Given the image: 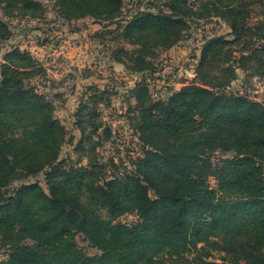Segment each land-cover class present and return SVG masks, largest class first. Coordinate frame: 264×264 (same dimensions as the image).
I'll list each match as a JSON object with an SVG mask.
<instances>
[{"label":"trees","instance_id":"1","mask_svg":"<svg viewBox=\"0 0 264 264\" xmlns=\"http://www.w3.org/2000/svg\"><path fill=\"white\" fill-rule=\"evenodd\" d=\"M54 1L64 21L97 23L120 21L125 2ZM198 1L195 10L188 0H167L118 26L117 39L134 49L122 45L112 60L143 74L130 91L142 150L131 171L99 160L113 137L100 109L109 106L108 91L87 89L73 115L80 137L71 144L80 159H61L67 129L53 101L30 84L45 70L20 48L4 55L0 264H264V104L227 91L238 69L264 73V0ZM0 10L37 19L45 7L0 0ZM212 17L231 33L205 40L192 83L153 100L144 76L155 72L154 61L181 43L195 20ZM11 34L0 18V41ZM41 175L46 190L29 182ZM129 215L136 220L121 221ZM77 237L98 253L89 255ZM215 253L229 259L214 261Z\"/></svg>","mask_w":264,"mask_h":264},{"label":"rangeland","instance_id":"2","mask_svg":"<svg viewBox=\"0 0 264 264\" xmlns=\"http://www.w3.org/2000/svg\"><path fill=\"white\" fill-rule=\"evenodd\" d=\"M166 1L125 0L122 19L112 23H97L91 18L66 22L60 17L54 0H40L45 12L37 19L6 17L0 10V18L9 24L12 33L8 40L0 41V66L8 51L20 48L30 53L45 70V75L31 79L30 84L53 101L55 116L67 129L68 136L61 159L69 158L74 163H78L80 159L74 152V144L80 134L74 127L73 115L87 89L96 86L110 94L109 106L102 104L100 109L103 122L111 127L113 133L111 141L99 148V160L108 163L113 159L116 164L123 163L129 171L132 170V161L141 155L142 150L133 126L136 119L129 113L134 103L130 91L137 82L142 81L143 74L129 73L123 65L112 60V53L122 45L129 50L134 49L117 39L118 26L124 25L138 11L156 12ZM188 4L194 5L195 10L201 5L198 0H188ZM253 17L252 21L255 23L256 15ZM229 33L231 28L220 18L212 17L199 22L195 20L184 40L176 47L162 52L154 61L155 72L145 74L151 98L163 100L172 91L192 83L205 40L215 36H227ZM71 49H79L81 53L76 52L69 56ZM227 91L247 94L264 104V73L256 74L238 69L237 79ZM86 163L85 159L79 162L80 165ZM120 171H124V168ZM36 180L46 190L43 176L29 182ZM19 184L17 182L14 185ZM211 184L215 185L213 179ZM135 220L134 215L121 218L125 223ZM77 241L89 255L98 253L81 237H77ZM5 258L6 249L0 245V260ZM224 258L229 259L224 254L215 253L212 260L227 261Z\"/></svg>","mask_w":264,"mask_h":264},{"label":"crops","instance_id":"3","mask_svg":"<svg viewBox=\"0 0 264 264\" xmlns=\"http://www.w3.org/2000/svg\"><path fill=\"white\" fill-rule=\"evenodd\" d=\"M76 52H77V54L81 53L79 49H78V50H76V49H71V50H70V53H69V54H70L69 56H71L72 54H73V55L76 54ZM79 56H80V55H79ZM77 57H78V56H77Z\"/></svg>","mask_w":264,"mask_h":264}]
</instances>
